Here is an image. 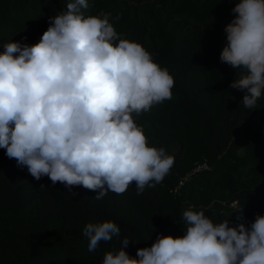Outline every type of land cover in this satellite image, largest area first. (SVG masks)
Instances as JSON below:
<instances>
[{
	"label": "trees",
	"instance_id": "obj_1",
	"mask_svg": "<svg viewBox=\"0 0 264 264\" xmlns=\"http://www.w3.org/2000/svg\"><path fill=\"white\" fill-rule=\"evenodd\" d=\"M0 264H264V0H0Z\"/></svg>",
	"mask_w": 264,
	"mask_h": 264
},
{
	"label": "rangeland",
	"instance_id": "obj_2",
	"mask_svg": "<svg viewBox=\"0 0 264 264\" xmlns=\"http://www.w3.org/2000/svg\"><path fill=\"white\" fill-rule=\"evenodd\" d=\"M115 140H116V141H119V138H118V137H116V138H115Z\"/></svg>",
	"mask_w": 264,
	"mask_h": 264
},
{
	"label": "water",
	"instance_id": "obj_3",
	"mask_svg": "<svg viewBox=\"0 0 264 264\" xmlns=\"http://www.w3.org/2000/svg\"><path fill=\"white\" fill-rule=\"evenodd\" d=\"M197 172H198V171H197ZM197 172H196V173H197Z\"/></svg>",
	"mask_w": 264,
	"mask_h": 264
}]
</instances>
